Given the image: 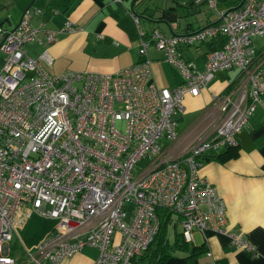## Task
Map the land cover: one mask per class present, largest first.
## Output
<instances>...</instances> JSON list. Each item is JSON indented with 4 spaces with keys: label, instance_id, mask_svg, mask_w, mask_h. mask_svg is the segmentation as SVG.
<instances>
[{
    "label": "built area",
    "instance_id": "1",
    "mask_svg": "<svg viewBox=\"0 0 264 264\" xmlns=\"http://www.w3.org/2000/svg\"><path fill=\"white\" fill-rule=\"evenodd\" d=\"M190 1H205L217 21L172 35L139 28L143 59L108 73L51 74L41 64L52 62L46 48L30 54L28 46L74 31L69 19L57 29L35 25L42 9L33 6L15 26L0 24V264H18L10 241L32 212L57 224L23 251L27 264H61L85 246L97 249L91 264H140L159 229V208L176 216L169 223L180 224L187 243L195 231L209 230L256 254L252 241L227 228L225 204L199 167L205 152L235 145L256 107L264 108V54L256 56L252 45L264 36V0H241L225 11L216 0ZM218 36L225 41L206 52L202 69L179 49ZM150 46L179 68L180 85L153 82ZM232 68L241 74L237 84L211 97L221 112L213 137L197 139L178 157L166 155L163 142L177 137L184 97Z\"/></svg>",
    "mask_w": 264,
    "mask_h": 264
},
{
    "label": "crops",
    "instance_id": "2",
    "mask_svg": "<svg viewBox=\"0 0 264 264\" xmlns=\"http://www.w3.org/2000/svg\"><path fill=\"white\" fill-rule=\"evenodd\" d=\"M30 1L0 0L2 28L13 27ZM131 2L35 0L34 5L40 7L42 13L32 18L33 24L42 21L43 27L57 29L69 19L77 28L57 34L45 46L30 45L28 50L30 54L37 55L46 48L52 62L42 60L41 64L51 74L67 70L108 73L143 59L137 45L139 28L146 32L157 28L165 35H172L194 30L218 19L215 12L206 7L205 1L134 0L132 9L139 16L136 25L129 12ZM240 2L216 0V7L225 11L237 7ZM159 25L166 28L161 29ZM224 41V36H218L195 45L181 44L179 49L185 58L202 69L206 52L220 47ZM258 48L256 56L264 54V44ZM147 55L151 60L152 80L157 86L173 87L183 82L177 67V71L166 70L160 51L150 46ZM226 73L216 71L197 95L184 97V110L177 118V137L163 142L166 155L178 157L197 139L213 137L221 112L212 104L211 97L234 87L241 75L239 71L232 77ZM235 140V155L224 161H201L200 158L199 175L215 187L223 200L227 228L252 241L256 245V254L236 248L224 233L207 230L201 234L195 231L194 241L190 244L195 248L193 252L175 250L159 264H264V108L260 105L256 107L245 126L236 133ZM223 149L226 148L222 146L219 151ZM177 225L175 222L169 226L170 241L178 233ZM84 250L64 259L61 264H91L97 256V249L85 246ZM188 254L191 255L188 257Z\"/></svg>",
    "mask_w": 264,
    "mask_h": 264
},
{
    "label": "trees",
    "instance_id": "3",
    "mask_svg": "<svg viewBox=\"0 0 264 264\" xmlns=\"http://www.w3.org/2000/svg\"><path fill=\"white\" fill-rule=\"evenodd\" d=\"M33 6H36V5L33 4L30 7H33ZM224 147L226 149H223L222 151H219L218 149L216 151L205 152L204 154L200 156L201 161L202 160L224 161L226 158H229L232 155H235L236 151L233 145H225ZM156 213H157V216L159 217V229L157 231V234L153 242L150 244L148 249L143 253V255L138 259V262L140 264H159L162 260L167 258V256L171 255V253L175 250H184V249L187 250L188 249L190 252H193L195 248L193 246H190V244L192 243H187L182 238L181 232L174 234L171 241L169 240V231H168L170 228L169 221L171 220V218L176 219V216H174L171 213V211H169L168 209H164V208H159L156 211ZM190 255L188 254V257Z\"/></svg>",
    "mask_w": 264,
    "mask_h": 264
},
{
    "label": "rangeland",
    "instance_id": "4",
    "mask_svg": "<svg viewBox=\"0 0 264 264\" xmlns=\"http://www.w3.org/2000/svg\"><path fill=\"white\" fill-rule=\"evenodd\" d=\"M158 27L161 29L164 27L166 28L165 25H159ZM253 42H254L252 43L253 49L257 50L260 48V47L258 48V46L264 44V37L254 38ZM164 63L166 70L177 71L176 69L178 67L176 68V66L173 65L172 63H169L166 60ZM217 72H223V73L227 72L226 74L228 75L231 74L232 77L233 75H236L238 73V69L232 68L228 70H217ZM56 224H57L56 220L44 218L38 215L37 213L32 212L25 218V220L21 224L16 226V232H14L13 234V237L10 241V246L12 248L13 253L19 257L18 264H27L24 261L23 251L37 245L41 240L45 238V236L49 232L52 231V228ZM176 231L181 232L180 224L177 225ZM86 247H90V246H86ZM86 249L84 250L83 248L82 250L86 251ZM82 250H80L79 253H83Z\"/></svg>",
    "mask_w": 264,
    "mask_h": 264
},
{
    "label": "water",
    "instance_id": "5",
    "mask_svg": "<svg viewBox=\"0 0 264 264\" xmlns=\"http://www.w3.org/2000/svg\"><path fill=\"white\" fill-rule=\"evenodd\" d=\"M34 1H35V0H31V1L27 4V6L25 7L24 10L28 9L31 5H33V4H34ZM133 1H134V0H132V2H131V4H130V8H131V9H132V3H133ZM24 10H23V11H24ZM23 11H22V13H23ZM5 20H7V19H5ZM15 25H16V24H15ZM15 25H14V26H15ZM0 44H1V41H0Z\"/></svg>",
    "mask_w": 264,
    "mask_h": 264
},
{
    "label": "flooded vegetation",
    "instance_id": "6",
    "mask_svg": "<svg viewBox=\"0 0 264 264\" xmlns=\"http://www.w3.org/2000/svg\"><path fill=\"white\" fill-rule=\"evenodd\" d=\"M14 1H11V3H13ZM14 7V6H13Z\"/></svg>",
    "mask_w": 264,
    "mask_h": 264
}]
</instances>
